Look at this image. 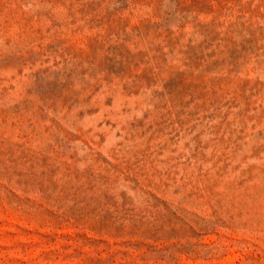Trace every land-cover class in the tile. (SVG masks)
<instances>
[{
    "label": "rangeland",
    "instance_id": "374dc122",
    "mask_svg": "<svg viewBox=\"0 0 264 264\" xmlns=\"http://www.w3.org/2000/svg\"><path fill=\"white\" fill-rule=\"evenodd\" d=\"M0 264H264V0H0Z\"/></svg>",
    "mask_w": 264,
    "mask_h": 264
}]
</instances>
